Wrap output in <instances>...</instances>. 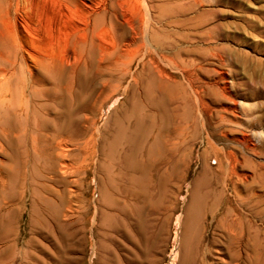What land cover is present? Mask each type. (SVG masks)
Here are the masks:
<instances>
[{"label":"rangeland","instance_id":"obj_1","mask_svg":"<svg viewBox=\"0 0 264 264\" xmlns=\"http://www.w3.org/2000/svg\"><path fill=\"white\" fill-rule=\"evenodd\" d=\"M176 1L0 0V69L4 61L17 60L18 72L8 83L0 78L6 95L4 99L1 87L0 264H97L102 254L98 238L90 233L84 238L81 232L82 197L90 206L92 227L100 198L101 204L111 203L99 189L107 181L102 180L108 170L103 155L107 132H114L120 114L130 109L124 98L144 91L151 79L145 71L151 69V61L177 75L187 95L174 83L160 85L158 76L153 80L159 91L150 94L162 95L163 102L157 111L147 112L146 131L151 135L160 127L168 135L164 143L173 151L179 182L173 194L176 209L163 217L148 264H177L180 222L192 184L209 172L210 177L226 172L230 165L248 175L245 184L255 181L260 195L255 201L259 215L252 218L259 247L256 255L244 250L241 264H264V0ZM149 7L156 20L161 17L153 23V32L172 48L164 55L176 53L178 59L202 68H197L193 87L180 71L168 69L159 53L140 47L139 32L145 27L141 11L145 14ZM217 24L221 27L211 31ZM126 46L131 51L122 56ZM60 57L64 63L58 68L39 63L59 64ZM69 111L79 121L71 129L83 134L78 139L62 132L61 138H71L67 148L76 157L67 158L66 175L60 166L50 173L49 160L38 149L48 144L55 114ZM22 129L27 132L23 140L18 133ZM162 146L158 143L156 148ZM25 149L29 159L18 169V151ZM64 177L65 188L56 182ZM245 209L241 212L250 220ZM108 212L100 208L102 220H108ZM62 225L73 234H65ZM100 261L110 264V258Z\"/></svg>","mask_w":264,"mask_h":264},{"label":"bare ground","instance_id":"obj_2","mask_svg":"<svg viewBox=\"0 0 264 264\" xmlns=\"http://www.w3.org/2000/svg\"><path fill=\"white\" fill-rule=\"evenodd\" d=\"M197 1L199 2V0ZM149 8L145 14L141 11V25L145 24V27L144 29L141 28L139 32L143 38L140 47H147L159 53L161 61L169 66L168 69L171 67L180 71L187 84L193 87L192 81L197 68H202L199 63L178 59L179 55L175 56V51L174 55H164L166 49L170 50L172 48L169 43L161 40L153 32V23L159 22L161 17H157L158 20H156L152 14V7ZM220 27L221 25L217 24L211 31L218 30ZM90 31L94 34L95 28ZM220 47L223 48V45ZM130 51V48L126 46L122 56L127 55ZM74 56L75 60H79L80 55L76 51H74ZM58 60L59 64L51 61L47 63L46 61H40L39 63L43 68L48 65L58 68L60 64L64 63V59L60 57ZM16 64L17 60H14L13 63L4 61V65L0 69V78L5 80L3 84L8 83L11 76L18 74ZM145 66L143 70L146 69ZM25 69L32 74L28 64L25 65ZM145 71L150 73L151 79L147 81L148 86L145 84V89L141 93L133 91L130 96L134 102L132 108L130 106L132 103L128 102L130 97L124 98L130 109L127 108L120 114L114 132H107L109 140L106 141L107 151L104 150L103 155L107 158L108 170L102 178V180L107 179V181L100 184L99 189L100 194L111 203L106 205L105 201L101 204L102 199L100 198L95 207L93 217L95 223L92 227H88L90 206L85 197H82L81 232L84 238H86L87 233L93 235L95 239L98 238L96 242L99 243V250L102 254L97 255V264H107L100 261L101 257L110 258V264H148L149 250L156 247L158 227L161 225L163 217H169L176 209V200L173 194L176 184L179 182L176 181L177 173L179 174L178 166L174 163L173 151L168 150L165 146L166 143H164V139L168 135L165 136L160 127L155 128L156 132H151V135L146 131V118L148 117L146 115L147 112L157 111L163 102L162 95L153 97L150 94L152 90H158L152 85L154 84V78L157 79L156 76L159 77L160 85L166 82L174 83L182 89L184 95L187 94L180 78L177 75L168 73L164 66H160L155 61H151V69L147 68ZM135 82L138 83V81ZM3 84L0 88L2 87L1 93L5 99ZM169 95L167 96L169 97ZM55 99L57 100V98ZM157 103L159 106L156 109L154 105L157 106ZM141 110L144 113L139 115L138 111ZM51 121L50 131L52 133L48 137V144L38 149V153L49 160L50 164L46 168L48 172L55 174L58 166H60L62 167V173L66 175L67 172L63 169L68 167L66 165L67 158L69 155L74 158L76 156L72 155V152L75 153L74 150L67 148V143L71 138H61V134L62 132H72V136L79 139L83 132L71 129L74 126H79L78 118L73 116L72 111L57 112ZM46 122L43 121L45 128L48 126ZM13 133L15 132H11V134ZM18 133L22 140L27 136V132L23 129ZM149 141H152L150 146H148ZM158 143L163 145L159 150L156 148ZM28 153L29 150L26 149L21 152L18 151V169L26 166L25 162L29 159ZM227 168L226 172L223 170V172L213 177L208 176L211 172L206 173V178L198 179L196 183L192 184L186 205L183 208V218L180 222L181 233L178 236L179 255L177 264H241V254L244 250L246 252L252 251L256 255V249L259 246L252 218L254 219L259 215L257 210L259 203H255V201L259 199L260 195L255 188V181L245 184L247 183V174L237 172L235 165H230ZM24 181L22 179L21 182ZM56 182L63 185V188L68 183L65 177L57 179ZM62 205L63 203L60 202V206ZM102 207L109 210L106 214L108 220L105 217L102 220L99 215V210ZM241 208H246L250 220L245 219ZM67 228V225L61 226V230L65 234H73L69 233L66 230ZM118 237L122 241H119ZM102 238L103 240H109L112 247L105 244V241L102 243ZM130 246L133 247L134 252H132ZM219 255L225 256L229 260H218Z\"/></svg>","mask_w":264,"mask_h":264}]
</instances>
